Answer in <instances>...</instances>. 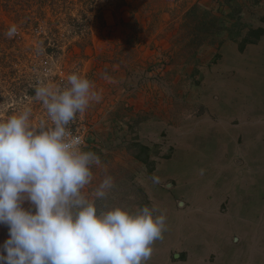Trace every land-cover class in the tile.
<instances>
[{
  "label": "rangeland",
  "instance_id": "374dc122",
  "mask_svg": "<svg viewBox=\"0 0 264 264\" xmlns=\"http://www.w3.org/2000/svg\"><path fill=\"white\" fill-rule=\"evenodd\" d=\"M91 1L94 3L89 5L86 0H56L54 6L48 2L43 8L35 4L31 9L34 19L26 17L31 10L20 5L9 10L0 7L1 22L17 28V35L11 38L16 39L14 43L0 42V50L10 54L7 61L13 64L0 69V121L30 108L33 124L45 121L51 126L46 108L35 99V89L42 84L66 87L67 77L74 72L88 78L102 98L78 114L68 128L70 134L81 136L82 148L95 139L92 145L130 171L126 183L119 182L114 188L117 196L113 200L122 201L116 207L134 213L145 205H155L157 214H166L162 238L152 245L147 264H222V250L204 246L197 254L199 249L180 238L171 243L167 234L169 227L190 219V210L198 209L191 202L195 196L190 191L191 180L185 176H195L196 165L205 167L200 166L205 158L221 153L211 146L217 134L229 144L223 146L222 139V163L216 161L219 166L207 167V171L216 168L214 180L222 176L225 189L236 192L241 188L231 185L233 175L222 173V166L230 164L244 174L243 178L253 177L252 171L258 173V185L249 180L243 192L252 187L260 196L264 193V98L255 95L256 88L264 87V0H222L220 35L199 49L187 72L181 67L189 56L175 57L180 84H166V76L156 78L147 72L149 62L164 58L162 53L173 43L184 45L190 36L185 26L190 20L182 17L189 8L199 2L217 10V3L126 0L127 5L118 7L117 0ZM100 8L103 26L98 18ZM134 17L141 32L138 39L128 40L136 26ZM74 19L86 22L81 33L73 25ZM254 162L258 167L252 165ZM84 193L89 194L88 186ZM211 195L203 194V198ZM218 199L220 214L225 216L232 204L231 195L220 194ZM258 209L264 210V196ZM251 231L244 226L240 233L236 229L224 231L228 242L220 237L221 245L234 249L223 264H233L235 250L241 264L253 263L248 256L255 246ZM257 237L260 260L254 262L264 264V233ZM194 253L196 257H192Z\"/></svg>",
  "mask_w": 264,
  "mask_h": 264
},
{
  "label": "clouds",
  "instance_id": "9594fccd",
  "mask_svg": "<svg viewBox=\"0 0 264 264\" xmlns=\"http://www.w3.org/2000/svg\"><path fill=\"white\" fill-rule=\"evenodd\" d=\"M16 32L12 25L6 36ZM101 98L92 81L74 72L66 87L35 89L51 126L33 124L30 108L0 121V225L8 228L0 264H147L166 214L155 205L98 213L95 199L114 187L110 175L93 199L84 193L101 159L83 150L68 126Z\"/></svg>",
  "mask_w": 264,
  "mask_h": 264
},
{
  "label": "crops",
  "instance_id": "0c3cea01",
  "mask_svg": "<svg viewBox=\"0 0 264 264\" xmlns=\"http://www.w3.org/2000/svg\"><path fill=\"white\" fill-rule=\"evenodd\" d=\"M252 82L255 83V79H253ZM263 89L264 87L259 88V90L256 88L257 92H255V95L258 94V97L260 99L264 98V93L262 92ZM224 127L225 126L222 123V129ZM230 135L233 136L232 134ZM222 139L223 146L229 144L227 143L226 138H223L221 134H217L211 140L213 151L218 147V151L221 153L218 154L217 152L218 156L216 155V153L212 154L211 156L213 159H211V157L205 158V161L200 164V166L205 167H199L196 165L195 170H197L198 168V172L195 174V176H185V178L191 180L189 183V185L191 186L190 191L192 190L195 195L193 197L190 195L192 197L191 202L193 205L197 206L198 209H192L189 211L191 220L184 219L183 221L181 220L180 222H178L179 225L177 227H169V234H167L168 239L171 243H173V241L175 242V240L180 238L179 241L192 245L196 250L199 249L197 254L202 253V247L204 246H212L217 250H222L223 264V261L226 260L225 258H228V255H230L234 249L229 248L228 246L221 245L220 237H222V242L226 240L224 231H231V229H236L240 233L243 226L250 227V230H252V235L254 236L252 242L255 246L252 245L250 251L248 249L249 259H252L253 263L251 261L247 262V264H256L254 260H260L258 255L259 249L257 248V234L264 233V210L261 212L259 211L258 202L262 201L264 193L260 196V194L257 193V191L252 187L250 189L247 188L248 193L246 192V190L245 192H243V185L245 184V186H247L248 184H250L248 183L249 180L251 181V185H258L259 180L255 178L256 175L257 177H259L258 173L252 171L251 174L253 175V177L251 176V178H243L244 174L239 172V169H236V167H233L230 164L229 166H222V173L224 172V174L228 177L233 175L231 179L233 180L231 185L238 184L241 188L237 189L236 192H233L230 188H228V190L225 189V177L222 178L221 176V180H214V177L216 175V168L210 167V171H207V167L208 165L214 164L219 166V164L215 163L216 161L222 163ZM251 153H254L253 149ZM252 165H256L258 167V162H254ZM252 169H254V167H252ZM255 169L258 170V168ZM206 193L212 194V197L210 199L203 198V194L205 195ZM220 194L231 195L232 204L230 205L228 214L225 216H222L220 214L217 205ZM248 201H251L250 206H247ZM237 252L238 251L236 250L234 251L235 255L231 260L233 264H241L242 259H238V255H236ZM192 257H196V253H194ZM193 260L194 258L192 259V261Z\"/></svg>",
  "mask_w": 264,
  "mask_h": 264
},
{
  "label": "trees",
  "instance_id": "16d2710c",
  "mask_svg": "<svg viewBox=\"0 0 264 264\" xmlns=\"http://www.w3.org/2000/svg\"><path fill=\"white\" fill-rule=\"evenodd\" d=\"M67 0H65L66 2ZM116 3L118 7H123L127 5L126 0H117ZM51 5L56 4V0H0V7H4L6 10L14 9L17 5H20L21 8L25 10H31L33 5L41 4V8L44 7L47 3ZM114 2V1H113ZM213 2L217 3L219 8H208L204 7L201 3L197 2L191 8H189L183 15L182 19L188 21L185 25L189 28L188 34L190 35L188 39L184 42L180 41V46H175L176 44L173 43L171 49L167 52L162 53V57H158L157 60L149 62V66L147 72H153L154 76L157 78L163 79L166 76V84H180L182 79H179V74L176 71V61L175 57L177 56H189L187 60L183 63L181 69L187 72L188 67L191 66L193 63L191 62L194 57L197 56L199 49L204 46L205 44H209L215 41V39L220 35L222 31L221 25V18H222V0H213ZM91 0H86L85 4H93ZM17 11V10H16ZM39 12V9H38ZM100 15L98 16L101 25L105 24V18L103 15L102 8L98 10ZM34 11L31 10L26 17L35 18L33 15ZM44 13V12H43ZM84 21H87L88 18L86 16L83 17ZM138 19L134 17V24L136 25L133 29V32L127 35L128 40L138 39L140 30V24L138 23ZM127 26H130V23L124 22ZM38 24V23H37ZM75 27H77V32L81 33L82 28H85L86 22L82 23L78 20L74 19ZM9 27H6L0 19V42L1 43H14L16 39H11L6 36ZM17 34H15L16 36ZM127 42V41H126ZM10 46H6L5 49H9ZM3 52L4 55L0 56V69L1 68H12V60L7 61V57L10 54H7L6 50H0ZM167 57V58H166ZM14 61V60H13ZM146 72V73H147ZM145 73V74H146ZM153 76V77H154ZM169 78V79H168ZM11 84H24L20 81H8ZM96 143L95 139L89 141L88 146H85L83 150L85 151H92L96 153L101 159L100 166L93 167V181L91 184L88 185L89 187V194L87 195L90 199L93 198V192L95 188L100 184V182L104 179L106 175H110L114 179V187L109 192V194L103 199H95V204L98 213H103L107 211L113 205L116 207V203L120 205L122 203L121 200L114 199L113 197L116 195V190H114L115 186L119 182L126 183L128 179V169L124 166L119 165L114 160H111V155L105 154L102 149H99L96 145H92ZM133 178L129 177V181L132 183ZM103 205V206H102ZM27 206V205H26ZM101 208V209H100ZM8 238V228L5 225H0V246L3 245L4 241Z\"/></svg>",
  "mask_w": 264,
  "mask_h": 264
},
{
  "label": "built area",
  "instance_id": "2783aa9c",
  "mask_svg": "<svg viewBox=\"0 0 264 264\" xmlns=\"http://www.w3.org/2000/svg\"><path fill=\"white\" fill-rule=\"evenodd\" d=\"M71 136L76 137V138H79L82 141L81 136L72 135V134H71Z\"/></svg>",
  "mask_w": 264,
  "mask_h": 264
},
{
  "label": "bare ground",
  "instance_id": "6f19581e",
  "mask_svg": "<svg viewBox=\"0 0 264 264\" xmlns=\"http://www.w3.org/2000/svg\"><path fill=\"white\" fill-rule=\"evenodd\" d=\"M226 220V219H225Z\"/></svg>",
  "mask_w": 264,
  "mask_h": 264
}]
</instances>
